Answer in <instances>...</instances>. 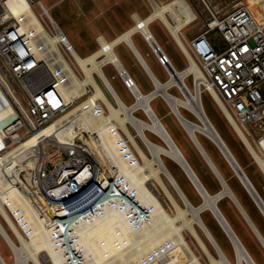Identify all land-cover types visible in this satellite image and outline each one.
<instances>
[{
    "label": "bare ground",
    "instance_id": "obj_1",
    "mask_svg": "<svg viewBox=\"0 0 264 264\" xmlns=\"http://www.w3.org/2000/svg\"><path fill=\"white\" fill-rule=\"evenodd\" d=\"M156 3L149 17L139 20V22L143 21V26L141 28L133 26L113 40H106L104 37L100 36L99 40L102 46L88 56H81L79 54L45 6L53 23V28L56 30L54 34L50 31V33L48 32L47 27L34 11L30 0H6V3L3 4L8 14L20 20L21 29L26 35L25 39L31 43L34 50L41 51L43 55L48 53L46 47H44L42 43L40 44L43 45V48L40 50V44L35 38V36L39 34L42 36L46 35L47 38H45L44 43L48 45L49 49H56L58 47V42L64 43L65 46L70 49L84 74L82 78L78 76L76 72L75 74L73 73L76 82L82 87L86 83L95 85V92L92 97L76 105V107L56 118L46 127L22 140L12 149L0 154V214L5 218L14 234L19 238L20 245L15 242L1 221L0 234L13 250L16 264H44L43 259H41L42 253L47 255L48 258L44 256V260L46 262L50 261V264H65L64 257H66L67 252L61 253V250L65 248L66 233H69L71 237H76L74 245L78 251L82 252L83 250L85 253L84 262H79L78 264H136L138 261L141 262L144 257H147L149 254H152L156 250H160L163 246L166 247L165 250H169L166 246L167 243H173L175 244L174 246L182 250L188 260L186 264H204L184 237L183 230L186 227L198 238L202 250L209 255L210 262L208 264H257L217 204L225 195L230 196L236 201V197L230 189V186L227 188L222 182L223 186L221 189L222 191L220 190L221 192H217L213 195L208 193L200 179L198 180L199 177L193 167L189 164L197 176L185 163L182 155L185 158L186 156L179 148L175 139L166 125L161 121L150 102L154 96L160 95L170 103L183 128L195 141L211 166L214 165V163L210 162L211 160H209L207 154H205L206 150L197 137L198 131L207 134L219 146L243 184L255 195L253 187H251L248 182V179L249 181H251V179L243 170L227 142L220 135L215 124L211 121L204 109L202 91L199 84L200 82H205V75L198 63L190 59L188 68L185 71H179L177 76H174L166 83L160 82L154 77L153 82L156 89L151 95H146L140 91L137 84L130 76L127 67L115 51L116 45L120 42H126L133 47L132 34L135 31H142L145 34L150 32L153 35V32L150 30L149 26L146 25V22L158 18L166 22L172 36H174L175 41L178 42V46H181L186 54L190 55L182 39L181 30L194 14L192 7L188 5V2L185 0H170L162 4ZM168 11L172 17L177 20L176 25L170 23L167 15ZM183 15L186 16V18H184ZM154 38L158 42L156 37ZM158 44L160 43L158 42ZM21 47L20 51L22 50ZM108 64L116 68L123 78H132L134 84L128 89L135 96L134 103L128 105L112 85L103 70L104 65ZM190 73H194L196 78V86L193 90L189 87L187 90L183 85L186 75ZM98 79H101L103 84L107 87L109 94L116 100L117 105H114L108 93L104 92L98 86ZM172 85L180 88L181 93L184 95L183 98L168 90ZM210 91L214 99L220 101L218 93L213 88H211ZM1 96L4 97L5 100L4 116L3 113L0 112V137H3L6 128H8V131H16L18 112L3 91ZM97 98H102L104 103H106L108 114L102 105H98L95 100ZM86 103H91L90 107L87 109H85ZM181 106L192 111L199 118L200 122L187 119L181 112ZM220 106L222 109H226V107L224 108V104L220 103ZM137 109H142L146 113L148 119L145 120L136 116L134 112ZM71 116L74 117L71 118ZM229 117L237 135L244 142L247 149L254 155L255 161L264 171V155L256 150L253 141L245 130L238 125L233 116L229 115ZM130 124L136 129L138 136L148 147L151 156H148L139 145L135 135L129 128ZM120 129L133 143L138 155L128 158L126 153L123 152L120 144ZM146 129L160 136L164 140L165 145H160L152 141L146 135ZM92 133L96 134V138L92 137ZM42 136L43 138L48 137V140L50 138V141L54 140L58 143H68L74 140L84 142L83 144L88 146L105 172L113 168L118 170L119 177L123 179L122 188H125L126 192L129 194H133L134 198L139 197L141 199L139 201L141 207L150 211L148 212L147 219L140 224H138V222H133L134 216L129 215L133 210L132 206L123 209L120 205L118 206L117 204L113 205L110 203L109 209L98 216V218L87 224H74L71 230L68 231L65 223H59L56 220L58 211L57 204L55 202H50L49 198L39 190V182L36 183V176H34L37 160L40 155V148L37 145ZM4 142L7 147L8 145L5 140ZM173 143L179 148L182 155L178 152ZM257 148L260 150L259 147ZM162 154L172 157L183 167L188 177L204 198L200 206H194L187 198L176 178L165 165L161 156ZM211 167L213 169V166ZM240 168L243 172H241ZM104 174L105 176L107 175L106 173ZM162 174L168 178L170 186L178 192L185 203V207H181L178 204L172 194L171 187L163 180ZM218 177L220 179L222 176ZM23 179L25 180L20 187L19 184ZM251 183L253 184L252 181ZM253 186L255 187L254 184ZM158 187L168 196L172 204L176 207L177 213L175 215H171L167 211L162 204L163 202L160 201L158 195L154 192L155 189H158V191L160 190ZM120 191H122V189ZM97 198L98 197L95 199ZM257 200L264 211V204L259 198H257ZM204 209L211 210L220 222L222 228L231 238L237 254L236 263L230 261L218 242L211 235L209 228L200 214ZM242 212L264 245V235L254 226L245 211L242 210ZM71 214L74 215V213ZM188 214H190V217L187 216ZM195 224H198L203 229L217 250L219 257L213 256L207 245L201 240L195 228ZM161 253L160 251V254ZM0 264H8L1 252Z\"/></svg>",
    "mask_w": 264,
    "mask_h": 264
},
{
    "label": "built area",
    "instance_id": "obj_2",
    "mask_svg": "<svg viewBox=\"0 0 264 264\" xmlns=\"http://www.w3.org/2000/svg\"><path fill=\"white\" fill-rule=\"evenodd\" d=\"M30 1L33 6V0ZM185 1L188 2V0ZM4 3L6 0L3 1ZM38 3L43 9V13L48 15L42 1L39 0ZM152 4L154 10V5L157 3L153 0ZM188 5H190L189 2ZM262 5H264V0H250L248 4L241 5L221 17L216 16L207 5L212 16L211 24L189 40L181 33L190 55L186 54L179 46L188 61V66L190 59L195 60L205 75V82L199 84L201 91H208L233 128L234 125L229 115L233 116L248 136L251 133L247 130V125L264 117V11ZM1 14L0 86L18 112L16 131H8L6 128V132L3 134V140L8 145L6 149L9 150L14 144L20 143L49 125L56 118L69 112L76 105L92 97L95 85L86 83L82 87L76 82L73 73L76 72L82 78L84 74L78 72L71 64L70 54L72 53L64 43L58 42L56 49H49L48 45L44 43L46 35L35 36L37 42L44 44L48 51L43 55L41 51L34 50L29 41H26L20 20L8 14L4 6ZM167 15L170 16V23L176 25L177 20L172 17L169 11ZM40 17L43 18V14ZM183 17L186 18L184 15ZM132 18L134 26H138V28L143 26V21L139 22L143 17L139 14H133ZM197 18L194 11L185 27ZM152 21H147L146 25L150 27ZM162 23L170 31L166 22L162 21ZM45 26L48 32L50 31L52 34L56 32L52 21H50V25L45 24ZM212 30H218L221 33L225 41L224 48L217 49L208 39L207 35ZM141 33L157 56L159 63L164 67L168 75L166 82L170 81L171 78L177 76L179 70L176 69L168 54L150 32L145 34L141 31ZM97 41L101 47L102 43L99 37ZM42 44H40V50L43 48ZM3 66L8 69V73L3 70ZM188 66L182 71H185ZM189 75L194 79L195 89V75L190 73L186 77ZM11 78L22 83L29 97L28 104L24 105L22 102L11 83ZM123 79L128 88L134 84L131 77ZM183 85L187 90L189 89L186 82H183ZM98 86L107 93L105 88L100 85L99 80ZM211 88L218 93L220 101L214 99L210 91ZM95 100L98 105H106L102 98ZM220 103L224 104L226 109H222ZM86 104L85 109L91 105V103ZM120 131V144L123 152L128 158L137 155L133 143L121 129ZM47 138L42 136L37 145L40 148V155L34 176H36V183L39 182V190L49 198L50 202L57 204L56 220L59 223H65L68 231L74 224L92 222L109 209L110 203L120 205L123 209L132 206L133 210L129 215L134 216L133 222L140 224L147 219L150 211L141 207L139 197L134 198L133 194H129L125 188H122L123 179L119 177L118 170L113 168L105 172L88 146L83 144L84 142L74 140L68 143H58ZM46 142L58 148L55 155L58 160L53 166L49 164ZM258 151L264 155L262 150L258 149ZM104 173L107 175L105 176ZM19 186L21 187V183ZM121 189L122 191H120ZM154 192L160 199L161 194L158 189H155ZM96 197L98 198L95 199ZM65 238L66 249L61 250V253L67 252L64 257L65 264L84 262V251H78L74 245L76 237H71L69 233H66ZM174 245L167 243L166 246L169 250H165L166 247L163 246L136 264H156L159 261H164L167 254L177 248Z\"/></svg>",
    "mask_w": 264,
    "mask_h": 264
},
{
    "label": "rangeland",
    "instance_id": "obj_3",
    "mask_svg": "<svg viewBox=\"0 0 264 264\" xmlns=\"http://www.w3.org/2000/svg\"><path fill=\"white\" fill-rule=\"evenodd\" d=\"M3 1L4 0H0V16L3 12ZM38 1L39 0H33V9L39 17L41 14H43V18L40 17L43 23L50 25L51 19L48 16L49 14L46 15L45 13H43V9L39 5ZM152 1L153 0H128L127 3H122L120 5L122 7L121 10L127 8V14H125V12L123 11L121 14L117 13L114 15H94L91 13V11L93 10L92 7L94 6L92 0H42L43 5L48 8L50 14L54 17L60 28L67 35L74 48L79 52L81 56H88L92 52L100 48V44L97 41V38L102 34L98 32V29L108 27L109 22L118 24L121 20L125 19H127V28L125 29H130V27L135 24L132 16H130L131 11H138L140 13V16L145 18L153 10ZM154 1L162 4L170 0ZM248 1L250 0H188L195 13L197 14L198 18L190 25L184 27L181 30V33L184 34L189 40L194 35L203 31L211 24L212 16L207 5L213 10L216 16L221 17L241 5L248 4ZM120 6L118 7V9L115 10H118L119 12ZM262 10L264 11V5H262ZM168 17L170 18L169 15ZM150 29L159 41L164 51L167 54L169 52L168 56L170 55L175 66L178 69H181L185 66L187 67L188 61L184 57L185 55H183L182 52L177 48V43L174 37L171 35L170 31L166 28L164 23H162L160 19L156 18L155 21L150 25ZM126 30H122L120 34ZM111 35L113 36L115 35V33H112ZM207 36L211 43L217 49L224 48L225 41L218 30H212ZM105 38L110 40V37ZM133 40L138 43L139 35H135L133 37ZM140 47L142 49V46ZM115 51L124 63V65L127 67L131 76H133L136 82L140 85L142 91L149 89L151 85L154 86L153 80L148 79V77L145 75L140 65L138 64L135 55L125 43L122 42L117 45ZM70 58L71 64H73L75 69L82 74V69L77 64L72 54H70ZM3 70L8 73V69L4 66ZM103 70L111 81L112 85L115 87V89L121 96V98L128 105L134 103L135 96L132 94V92L129 91L128 87L124 82L123 77L120 75V73H118V70L114 68L111 64L104 65ZM157 74L161 80H168V75L162 67L160 71L157 72ZM98 80L100 85L105 88V91H107L111 102L114 105H117L116 100L112 97V95L109 94L107 87L103 84L101 79ZM185 82H187L186 84L189 88H191L192 90L194 89V79L191 75L185 78ZM11 83L19 94L24 105L28 104L29 97L22 83L14 78H11ZM168 90L177 96H180L182 98L184 97V95L181 93L180 89L177 86H172ZM0 94H2L1 89ZM150 102L161 121L166 125L167 129L175 139L179 148L183 151L184 155L186 156V159L195 170L196 174L198 175L200 181L202 182L208 193L213 195L220 191L222 189L221 180L216 175V173L208 163L207 159L200 151L197 144L190 137L189 133L183 128L180 120L174 113L170 103L160 95H157L156 97L151 99ZM202 103L207 115L215 124L220 135L227 142L233 154L237 156L238 159H236L240 161L238 162L241 163L240 165L242 166L243 170L249 176V178L255 185L257 191L264 199V171L255 161L254 155L250 152V150L247 149L244 142L237 135L236 130L233 128V126L228 121L227 117L219 108L218 104L212 99L210 93L206 90L202 91ZM103 107L105 108L108 114L107 106L103 104ZM180 109L182 114L187 119H190L194 122H200L199 118L192 111L186 109L184 106H181ZM134 114L142 119H148L146 113L142 109H137ZM129 128L131 132L135 135L141 148L145 151L148 156H151L148 147L145 145L144 141H142V139L138 136L136 129L131 124L129 125ZM247 129L251 133L249 137L255 144L256 150H258L257 147H259L260 150L264 152V117L257 122H253L247 125ZM145 133L155 143L165 145L164 140L160 136L155 134L153 131L146 129ZM92 137L96 138V134H93ZM197 137L209 156L212 153L211 150H214L217 156L225 162V166H227L231 175L230 178H225L230 188L233 191H235L234 189L236 188L241 195L246 194L249 197L251 194L249 193V191L247 190V188L245 187L233 167L229 164L219 146L204 132L198 131ZM3 144L4 147L0 149V154L7 151L5 142H3ZM18 144L19 143L14 144L11 149ZM45 144L48 160L50 161L49 164L50 166H53L58 160V157L55 158V155L58 152V148L53 147L48 142H46ZM161 156L168 170L174 175L187 198L191 201L194 206H200L203 203L204 198L202 194L198 191L194 183L191 181V179L188 177L183 167L172 157L166 154H162ZM162 175L165 183L170 186L168 178L164 174ZM24 180L25 179L21 181V185ZM171 191L178 204L181 207H185V203L183 202L178 192L172 187ZM159 192L161 194L160 200L163 202L164 207L171 215H175L177 213L176 207L172 204L168 196H166L161 189L159 190ZM228 201L231 205L228 203L225 204V202ZM217 204L231 223L233 230H235V233L240 238L241 242L245 245L247 250L255 259L256 263L264 264V245L262 244V241L252 228L249 221H247L245 215L239 209L237 204L235 202L233 203L230 199V196L228 195H225L223 199L218 201ZM200 214L203 221L209 228L211 235L218 242L225 255L230 259L232 263H236L237 254L234 248V244L229 235L222 228L216 216L211 212L210 209H204L201 211ZM262 214L263 212L259 213L258 218H260L264 229V214ZM187 216L190 217V214H188ZM233 220L237 224L236 226L232 223ZM0 221L3 223V225L13 237L15 242L20 245L19 238L14 234L12 228L7 224L5 218L1 214ZM195 228L198 234L200 235L201 240L207 245L212 255L215 257H219L217 250L215 249L203 229L198 224H195ZM183 234L184 237L187 239L190 247L199 257L201 262L204 264H208L210 262L209 255L202 250V246L198 238L187 227L184 228ZM0 252L8 264H16L14 252L11 247L5 242L1 234ZM44 256L45 258H48L45 253H42L41 259H43V263L50 264V261L46 262L44 260ZM187 262V257L183 254L182 250L180 248H175L167 254V256L165 257V261H159L156 264H186Z\"/></svg>",
    "mask_w": 264,
    "mask_h": 264
},
{
    "label": "crops",
    "instance_id": "obj_4",
    "mask_svg": "<svg viewBox=\"0 0 264 264\" xmlns=\"http://www.w3.org/2000/svg\"><path fill=\"white\" fill-rule=\"evenodd\" d=\"M42 1V0H41ZM94 3V6L92 7V11L91 13L94 15H100V14H107V15H114L117 13H122L123 11L125 12V14H127V8L122 9V7L120 6L122 3H127L128 0H92ZM43 3V2H42ZM120 6V10L118 12V7ZM46 7V6H45ZM47 8V7H46ZM153 11V10H152ZM151 11V13H152ZM150 13V14H151ZM133 14H139L140 13L138 11H131L130 16H132ZM149 14V15H150ZM149 15L147 17H149ZM132 19V18H131ZM155 20V19H154ZM126 21L125 20H121L118 24L117 23H112L109 22L108 27L106 28H102V29H98V32L101 33L102 37H110V40L115 39L116 37H118L120 35V32H122V30H126L125 28H127L126 26ZM133 21V20H131ZM154 21L151 22V24ZM150 24V25H151ZM134 26V25H133ZM133 26H131L130 28H132ZM150 28V27H149ZM183 29V28H182ZM151 30V29H150ZM127 31V30H126ZM125 32V31H124ZM123 32V33H124ZM112 33H115V35H111ZM171 33V32H170ZM122 34V33H121ZM139 35V41L138 43H136L135 41H133V37L135 35ZM132 44L133 47L128 45L126 42H123L127 45V47L133 52V54L135 55L138 64L140 65L142 71L145 73V75L148 77V79L153 80V78H157L160 82L165 83L167 81L166 80H161L157 74V72L160 71L161 67L164 69V67L159 63L157 56L154 54V52L152 51L151 47L149 46V44L146 42V40L144 39L143 35L141 32L135 31L132 34ZM154 35V34H153ZM172 35V34H171ZM99 36V37H100ZM112 36V37H111ZM155 37V35H154ZM174 37V36H173ZM113 38V39H111ZM106 39V38H105ZM157 39V38H156ZM175 39V38H174ZM108 40V39H107ZM159 42V41H158ZM122 43V42H120ZM119 43V44H120ZM178 43V42H176ZM117 44V45H119ZM116 45V46H117ZM177 45V48L182 52V54L184 55L182 49ZM142 46V49L141 47ZM169 54V52H168ZM170 57V55H169ZM185 57V56H184ZM186 58V57H185ZM172 63L174 64L172 58L170 57ZM175 66V64H174ZM176 67V66H175ZM186 67V66H185ZM185 67L178 69L176 67L177 70H183ZM165 71V69H164ZM129 72V71H128ZM166 72V71H165ZM130 74V73H129ZM167 74V73H166ZM131 76V74H130ZM133 78V80L135 81V83L137 84L138 88L140 89L141 92H143L144 94H149L151 93L154 89H155V84L154 86L151 85V87L149 89H146L144 91L141 90L140 85L136 82L135 78L133 76H131ZM125 87V86H124ZM130 91V90H129ZM0 112L5 113V106L4 103L2 101H0ZM3 137H0V149L2 147H4V140H2ZM212 153L210 154V156L208 155V153L206 152L207 156L209 157V159L211 160V162L214 163V166L216 167V169L218 170V172L220 173V175L225 179L230 178V171L228 170L227 166H225V162L220 159L216 152H214V150H211ZM236 156V155H235ZM237 158V156H236ZM238 159V158H237ZM239 161V160H238ZM240 162V161H239ZM241 164V163H240ZM217 175V174H216ZM226 181V180H225ZM227 183V182H226ZM228 184V183H227ZM229 186V184H228ZM231 189V188H230ZM232 190V189H231ZM235 191L232 190L234 196L236 197V199L239 201V203L242 205L243 210L245 211V213L247 214V216L249 217V219L251 220V222L254 224V226H256V228L259 230V232H261L262 234H264V229H263V225L262 222L260 220L259 217V213H262L261 209L259 208V206L256 204L255 200L252 198V196L248 197L246 194L241 195L238 190L235 188ZM216 194V193H215ZM224 197V196H223ZM223 197L221 199H223ZM220 199V200H221ZM231 201L234 203V200L230 197ZM230 201V200H229ZM225 202L230 204V202ZM231 205V204H230ZM221 210V209H220ZM223 213V212H222ZM224 214V213H223ZM263 215V214H262ZM227 218V217H226ZM248 221V220H247ZM232 223L236 226L237 224L235 223V221L233 220ZM231 224V223H230ZM232 226V225H231ZM233 228V227H232ZM235 231V230H234Z\"/></svg>",
    "mask_w": 264,
    "mask_h": 264
},
{
    "label": "water",
    "instance_id": "obj_5",
    "mask_svg": "<svg viewBox=\"0 0 264 264\" xmlns=\"http://www.w3.org/2000/svg\"><path fill=\"white\" fill-rule=\"evenodd\" d=\"M155 89H156V87H155ZM154 89V90H155ZM153 90V91H154ZM152 91V92H153ZM152 92L151 93H149L148 95H151L152 94ZM155 97V96H154ZM153 97V98H154ZM172 140V139H171ZM194 141V140H193ZM173 142V141H172ZM195 142V141H194ZM174 144V143H173ZM175 145V144H174ZM175 147H176V149L178 150V152L181 154V152H180V150H179V148L175 145ZM205 152V151H204ZM206 154V153H205ZM182 155V154H181ZM182 157H183V159H184V161H185V163L187 164V166H189V168H190V170L193 172V170H192V168L190 167V165H189V163H188V161H187V159L182 155ZM208 157V156H207ZM209 158V157H208ZM210 160V159H209ZM211 162V161H210ZM211 164H213V163H211ZM211 166H213V170H215V173L218 175V176H220L221 177V175H220V173L218 172V171H216L217 169L215 168V166L214 165H211ZM241 169V168H240ZM241 172H243V170L241 169ZM194 173V172H193ZM195 174V173H194ZM244 174V173H243ZM196 175V174H195ZM197 176V175H196ZM198 178V177H197ZM247 178V177H246ZM221 179V183L223 182L226 186H227V188H229L228 187V185H227V183H226V181H225V179L223 178V177H221L220 178ZM248 179V178H247ZM198 180H199V178H198ZM248 182L250 183V185H251V187H253V190H254V192H255V195L254 194H252L248 189V191H249V193L251 194V196L253 197V199L255 200V202H256V204L259 206V208L261 209V211L264 213V211H263V209H262V207H261V205H260V203L258 202V200H257V198H259L260 199V201L264 204V201H263V199L261 198V196H260V194L258 193V191H257V189L253 186V184L251 183V181H249V179H248ZM223 183H222V186H223ZM245 187H246V185H245ZM247 188V187H246ZM222 191V190H221ZM221 191H218V192H221ZM235 198V197H234ZM219 200V199H218ZM217 200V201H218ZM235 200L237 201H234L236 204H237V206L239 207V209L242 211L243 210V207H242V205L239 203V201L235 198ZM215 205H216V202H215ZM216 207H217V205H216ZM243 213V212H242ZM246 218V217H245ZM247 219V218H246ZM236 236V235H235ZM236 238H237V236H236ZM238 239V238H237ZM240 242V241H239ZM240 244H241V242H240ZM242 245V244H241ZM248 254V253H247ZM248 256H249V254H248Z\"/></svg>",
    "mask_w": 264,
    "mask_h": 264
},
{
    "label": "flooded vegetation",
    "instance_id": "obj_6",
    "mask_svg": "<svg viewBox=\"0 0 264 264\" xmlns=\"http://www.w3.org/2000/svg\"><path fill=\"white\" fill-rule=\"evenodd\" d=\"M0 101H2L3 103H5L4 97H2L1 94H0Z\"/></svg>",
    "mask_w": 264,
    "mask_h": 264
}]
</instances>
